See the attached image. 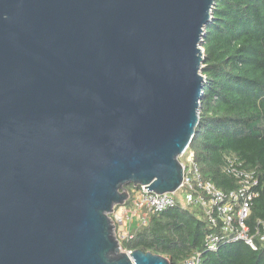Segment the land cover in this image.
<instances>
[{
  "label": "water",
  "instance_id": "water-1",
  "mask_svg": "<svg viewBox=\"0 0 264 264\" xmlns=\"http://www.w3.org/2000/svg\"><path fill=\"white\" fill-rule=\"evenodd\" d=\"M215 1L0 0V264H171L111 215L181 186Z\"/></svg>",
  "mask_w": 264,
  "mask_h": 264
},
{
  "label": "trees",
  "instance_id": "trees-1",
  "mask_svg": "<svg viewBox=\"0 0 264 264\" xmlns=\"http://www.w3.org/2000/svg\"><path fill=\"white\" fill-rule=\"evenodd\" d=\"M204 38L206 78L200 122L189 147L205 181L229 192L237 183L224 173L227 158L240 160L258 172L259 197L251 221L264 220V0H216ZM139 188H126L130 198ZM125 207L131 206V201ZM116 210V208H115ZM120 242L127 253L143 251L182 264L195 251L202 264H264V248L252 251L243 243L204 252L209 225L197 210L174 209L134 228Z\"/></svg>",
  "mask_w": 264,
  "mask_h": 264
},
{
  "label": "built area",
  "instance_id": "built-area-1",
  "mask_svg": "<svg viewBox=\"0 0 264 264\" xmlns=\"http://www.w3.org/2000/svg\"><path fill=\"white\" fill-rule=\"evenodd\" d=\"M184 159L185 163L181 162ZM183 167L181 186L172 194H144L142 186L130 198L131 206L114 211L113 221L128 228L124 239L132 238L134 228L148 226L150 218L174 209L197 210L209 225L204 239V252L216 253L225 244L243 243L252 251L264 248V220L250 225L254 201L259 197L260 179L258 172L248 169L236 158H227L224 173L236 181L237 187L229 192L219 190L213 183L205 181L189 148L180 157ZM179 191L184 192L178 198ZM117 227V226H116ZM123 239V240H124ZM204 254L195 251L182 264H202Z\"/></svg>",
  "mask_w": 264,
  "mask_h": 264
},
{
  "label": "rangeland",
  "instance_id": "rangeland-1",
  "mask_svg": "<svg viewBox=\"0 0 264 264\" xmlns=\"http://www.w3.org/2000/svg\"><path fill=\"white\" fill-rule=\"evenodd\" d=\"M181 162L185 163L184 159H181ZM178 198H183L184 197V192L183 191H179L178 194H177ZM124 208V206H118L116 207V211H118V213H121L122 212V209ZM113 215H111V218H113ZM116 227L115 229V234H116V237L117 239L121 242L128 234V228L127 227H124L122 225H125V223L121 224V228L119 225H116V223H114ZM126 252V251H124Z\"/></svg>",
  "mask_w": 264,
  "mask_h": 264
}]
</instances>
